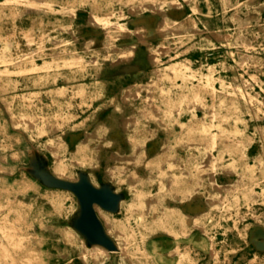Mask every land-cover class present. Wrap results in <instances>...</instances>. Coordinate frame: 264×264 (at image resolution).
Listing matches in <instances>:
<instances>
[{"label":"rangeland","instance_id":"374dc122","mask_svg":"<svg viewBox=\"0 0 264 264\" xmlns=\"http://www.w3.org/2000/svg\"><path fill=\"white\" fill-rule=\"evenodd\" d=\"M113 258L264 264V0H0V264Z\"/></svg>","mask_w":264,"mask_h":264},{"label":"bare ground","instance_id":"6f19581e","mask_svg":"<svg viewBox=\"0 0 264 264\" xmlns=\"http://www.w3.org/2000/svg\"><path fill=\"white\" fill-rule=\"evenodd\" d=\"M135 21H136V20H135ZM87 180L89 181V179H87ZM89 182H90V181H89ZM198 207H199V206H198ZM203 208H204V207H203ZM75 226H76V225H75ZM73 227H74V226H73ZM74 229H75L76 231H80L79 228H77V227H74ZM81 231H82V230H81ZM259 231H260V230H259ZM260 233H261V231H260ZM260 233H259V234H260ZM259 234H258V235H259ZM255 240H256V239H255ZM103 250H104L103 252L108 253L107 250H105V249H103Z\"/></svg>","mask_w":264,"mask_h":264},{"label":"water","instance_id":"95a60500","mask_svg":"<svg viewBox=\"0 0 264 264\" xmlns=\"http://www.w3.org/2000/svg\"><path fill=\"white\" fill-rule=\"evenodd\" d=\"M105 264H118V262L116 261L115 258H113L112 261H109V262H107Z\"/></svg>","mask_w":264,"mask_h":264},{"label":"crops","instance_id":"0c3cea01","mask_svg":"<svg viewBox=\"0 0 264 264\" xmlns=\"http://www.w3.org/2000/svg\"><path fill=\"white\" fill-rule=\"evenodd\" d=\"M83 198L85 199V203H87V204L90 203V202L88 201V198H89V197L84 196Z\"/></svg>","mask_w":264,"mask_h":264}]
</instances>
